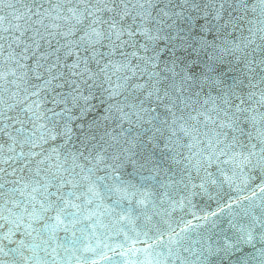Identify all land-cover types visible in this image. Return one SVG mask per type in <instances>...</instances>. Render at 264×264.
Returning a JSON list of instances; mask_svg holds the SVG:
<instances>
[{
    "label": "snow or ice",
    "instance_id": "obj_1",
    "mask_svg": "<svg viewBox=\"0 0 264 264\" xmlns=\"http://www.w3.org/2000/svg\"><path fill=\"white\" fill-rule=\"evenodd\" d=\"M0 264H264V0H0Z\"/></svg>",
    "mask_w": 264,
    "mask_h": 264
},
{
    "label": "water",
    "instance_id": "obj_2",
    "mask_svg": "<svg viewBox=\"0 0 264 264\" xmlns=\"http://www.w3.org/2000/svg\"><path fill=\"white\" fill-rule=\"evenodd\" d=\"M195 222V221H194ZM204 227H207V225H205ZM201 231H203V228L202 229H200Z\"/></svg>",
    "mask_w": 264,
    "mask_h": 264
}]
</instances>
